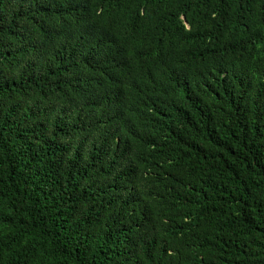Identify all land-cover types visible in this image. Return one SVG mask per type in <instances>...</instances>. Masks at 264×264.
I'll list each match as a JSON object with an SVG mask.
<instances>
[{"label":"trees","instance_id":"obj_1","mask_svg":"<svg viewBox=\"0 0 264 264\" xmlns=\"http://www.w3.org/2000/svg\"><path fill=\"white\" fill-rule=\"evenodd\" d=\"M0 264H264V0H0Z\"/></svg>","mask_w":264,"mask_h":264}]
</instances>
